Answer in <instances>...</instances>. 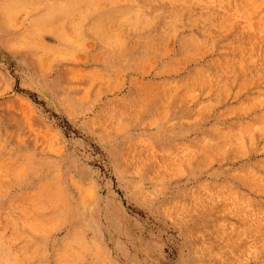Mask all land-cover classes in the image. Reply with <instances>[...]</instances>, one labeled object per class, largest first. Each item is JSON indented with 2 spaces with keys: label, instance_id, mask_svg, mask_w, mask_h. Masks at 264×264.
Masks as SVG:
<instances>
[{
  "label": "rangeland",
  "instance_id": "374dc122",
  "mask_svg": "<svg viewBox=\"0 0 264 264\" xmlns=\"http://www.w3.org/2000/svg\"><path fill=\"white\" fill-rule=\"evenodd\" d=\"M0 264H264V0H0Z\"/></svg>",
  "mask_w": 264,
  "mask_h": 264
}]
</instances>
